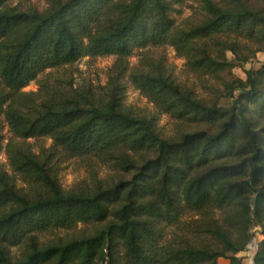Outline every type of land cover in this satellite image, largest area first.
Returning <instances> with one entry per match:
<instances>
[{
	"label": "trees",
	"instance_id": "1",
	"mask_svg": "<svg viewBox=\"0 0 264 264\" xmlns=\"http://www.w3.org/2000/svg\"><path fill=\"white\" fill-rule=\"evenodd\" d=\"M15 1L0 0V121L12 135H0L10 171L0 167V264H243L255 226L253 264H264V63L229 86L239 91L229 111L180 86L163 61L129 64L170 46L191 73L219 79L229 52L264 53V0H193L206 17L185 28L172 13L187 0H43V12ZM111 56L106 86L39 81ZM124 79L160 114L209 130L163 137L155 118L126 108ZM30 140L51 146L35 152ZM70 160L88 182L66 191Z\"/></svg>",
	"mask_w": 264,
	"mask_h": 264
},
{
	"label": "rangeland",
	"instance_id": "2",
	"mask_svg": "<svg viewBox=\"0 0 264 264\" xmlns=\"http://www.w3.org/2000/svg\"><path fill=\"white\" fill-rule=\"evenodd\" d=\"M253 6L258 4L257 0H249ZM13 6H18L21 10H37L43 12L47 9V4L43 0H18L13 2ZM177 11L172 13V18L177 27H189L204 21L206 13L202 6L193 0H187L183 5L176 7ZM250 50L246 51L245 56H235L231 52L227 54L228 58L234 63L233 68L227 69L221 73L219 79L211 77L198 76L191 73L186 67V61L179 57L174 48L170 46L149 48L142 51H136L130 58V69L140 67L143 55L165 63L166 70L172 75L173 79L182 87L190 89L195 96L209 104L210 106L218 105L219 107L229 111L232 109L235 97L239 96V91L235 92V97L231 95L229 86L236 81H246L247 73L254 68L261 67L264 63V53H257L256 46H249ZM248 57L249 61L244 62V58ZM116 58L86 57L78 61L75 65L60 70H51L40 76L39 81H43L48 74L53 79L63 78L72 80L76 87H92L98 88L106 86L109 82V74L114 66ZM125 87L126 108L136 116L155 118L157 128L160 134L165 138L180 136L183 133H193L197 131L209 130L208 126L200 125L192 122H180L166 114H160L157 108L138 90H136L128 79L123 80ZM38 90V81L31 83L25 92ZM264 126V122L260 124ZM260 128V127H259ZM218 128L213 129V133ZM0 135L4 137L5 143L12 137L8 126L3 120L0 121ZM33 150L38 152L41 147H50V140H30ZM0 167L5 171H9L8 160L5 153L0 156ZM10 172V171H9ZM112 173L103 170L100 173L101 178L110 177ZM60 182L66 190H72L86 185L88 175L86 168L80 160H70L60 165L59 172ZM172 231V230H171ZM180 233V231H177ZM254 242L251 244L247 253H243V264H253V257L257 252L262 239L261 229L255 226L253 229ZM221 264H229L228 260H220Z\"/></svg>",
	"mask_w": 264,
	"mask_h": 264
},
{
	"label": "built area",
	"instance_id": "3",
	"mask_svg": "<svg viewBox=\"0 0 264 264\" xmlns=\"http://www.w3.org/2000/svg\"><path fill=\"white\" fill-rule=\"evenodd\" d=\"M260 241H261V240H260ZM253 242H254V241H253ZM250 246H251V245H250ZM250 246H249V248H250ZM249 248H248V250H249ZM248 250H247V251H248ZM247 251H246L245 253H247Z\"/></svg>",
	"mask_w": 264,
	"mask_h": 264
}]
</instances>
